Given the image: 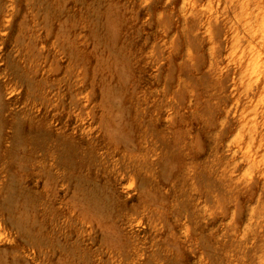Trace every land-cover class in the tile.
Listing matches in <instances>:
<instances>
[{"label": "rangeland", "instance_id": "1", "mask_svg": "<svg viewBox=\"0 0 264 264\" xmlns=\"http://www.w3.org/2000/svg\"><path fill=\"white\" fill-rule=\"evenodd\" d=\"M248 28L264 0H0V264H224Z\"/></svg>", "mask_w": 264, "mask_h": 264}, {"label": "bare ground", "instance_id": "2", "mask_svg": "<svg viewBox=\"0 0 264 264\" xmlns=\"http://www.w3.org/2000/svg\"><path fill=\"white\" fill-rule=\"evenodd\" d=\"M248 29L250 30L246 32L248 33L247 37L243 38L245 42L241 44L238 42V46L235 47L239 52L237 61L239 73L243 75L242 78H245L242 83L246 87L247 104L255 108L252 118L249 121H245L242 126L243 133L239 145L241 159L244 165L250 169L249 181H252L255 177L251 184L248 183L244 186L243 193L248 198L255 199L257 206H262V204L264 205V103H261L260 109H258V101L256 99L255 103L257 104L254 105V100L258 92H264V67L262 70V66L258 64L260 59L256 48L259 43H255V41L264 39V33L262 32L263 34L261 35L252 28ZM241 36L244 37L243 35ZM251 61H254L253 64H251ZM155 102V110L157 112L161 105L172 106L170 101L164 102L159 97ZM256 184L259 185L258 191L254 190ZM257 206L251 208L246 222V229L243 232L237 228L240 224V219L235 218L233 224L228 226L226 234L221 238L223 242L218 241V243L222 244L221 246L224 250V264H264V230L257 231L249 227L254 224L262 227L258 221V215H261L262 212Z\"/></svg>", "mask_w": 264, "mask_h": 264}]
</instances>
